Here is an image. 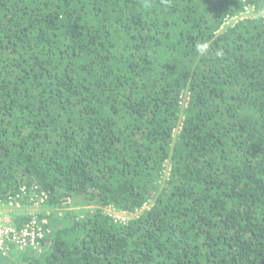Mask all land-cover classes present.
Segmentation results:
<instances>
[{
  "label": "trees",
  "instance_id": "16d2710c",
  "mask_svg": "<svg viewBox=\"0 0 264 264\" xmlns=\"http://www.w3.org/2000/svg\"><path fill=\"white\" fill-rule=\"evenodd\" d=\"M263 11L0 0V199L71 200L28 264H264Z\"/></svg>",
  "mask_w": 264,
  "mask_h": 264
},
{
  "label": "built area",
  "instance_id": "2783aa9c",
  "mask_svg": "<svg viewBox=\"0 0 264 264\" xmlns=\"http://www.w3.org/2000/svg\"><path fill=\"white\" fill-rule=\"evenodd\" d=\"M258 14L260 13H256L254 6L247 5L244 12L228 16L222 28L233 25L247 17L257 16ZM261 15L264 17V11ZM182 96L183 98L189 97L190 92L186 90ZM184 102L185 99L183 100ZM47 198L48 194L43 190L37 189V187L28 189L27 186H22L20 192L12 195L7 201L0 199V253L4 257H10L13 254L20 255L26 253L32 256L41 253L42 239L52 232L49 226L51 223L48 220V215L62 214L60 208L57 209L55 206H49ZM106 210L109 212L116 210V208L107 206ZM119 212L127 213L129 216L133 215L129 211L120 210ZM40 213H46L47 217L40 219ZM109 213L116 220H126L118 218L114 213ZM19 214L28 216L20 228L16 223V218L20 216ZM20 264L28 263L24 259L20 261Z\"/></svg>",
  "mask_w": 264,
  "mask_h": 264
},
{
  "label": "rangeland",
  "instance_id": "374dc122",
  "mask_svg": "<svg viewBox=\"0 0 264 264\" xmlns=\"http://www.w3.org/2000/svg\"><path fill=\"white\" fill-rule=\"evenodd\" d=\"M169 171V167H168V169H167V172ZM70 199H68V201L66 200V202H63V205L60 207V211L61 212H64V210L66 209V208H68V206L71 204L70 203ZM152 205V203H149V204H146L144 207H143V209L144 208H146V209H148L150 206ZM71 208H74V209H80V210H82V209H84L85 208V205L84 204H80V205H77V206H73V207H71ZM57 209H59V207L57 208ZM117 210V211H116ZM116 210H113V211H109V212H111V213H114V214H116V216L119 218L120 217V219H129V218H132V216L133 215H131V216H129L127 213H120L119 211L120 210H118V209H116ZM118 214V215H117ZM24 254H26V253H24ZM27 257H30V255H26L25 256V258L22 256L18 261L20 262L21 260H24V259H27Z\"/></svg>",
  "mask_w": 264,
  "mask_h": 264
},
{
  "label": "crops",
  "instance_id": "0c3cea01",
  "mask_svg": "<svg viewBox=\"0 0 264 264\" xmlns=\"http://www.w3.org/2000/svg\"><path fill=\"white\" fill-rule=\"evenodd\" d=\"M27 254H13L10 257H4L1 253H0V264H20V262L18 261L22 256L25 258Z\"/></svg>",
  "mask_w": 264,
  "mask_h": 264
},
{
  "label": "clouds",
  "instance_id": "9594fccd",
  "mask_svg": "<svg viewBox=\"0 0 264 264\" xmlns=\"http://www.w3.org/2000/svg\"><path fill=\"white\" fill-rule=\"evenodd\" d=\"M207 47H208V45L206 43L205 44H198L197 45L198 51L201 54H203L207 50Z\"/></svg>",
  "mask_w": 264,
  "mask_h": 264
}]
</instances>
